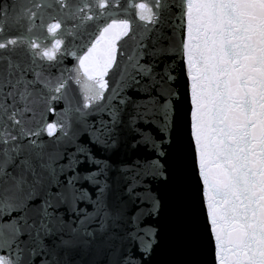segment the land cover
Wrapping results in <instances>:
<instances>
[{"label":"snow or ice","instance_id":"obj_1","mask_svg":"<svg viewBox=\"0 0 264 264\" xmlns=\"http://www.w3.org/2000/svg\"><path fill=\"white\" fill-rule=\"evenodd\" d=\"M177 74L185 82L183 138L210 264H264V0H12L0 6V217L8 216L0 220L6 253L0 264H134L122 251L125 237L107 227L123 218L115 191L96 178L107 163L97 160V170L82 176L77 156L91 162V153L79 147L62 163L65 155L49 150L42 136L58 129L68 137L72 119L88 130L90 112H107L110 120L93 142L113 148L120 114L130 108L125 127L133 146L164 156ZM129 91L147 98L137 101ZM59 101L64 109L47 122L45 114ZM146 174L164 171L154 161ZM81 180L94 186L95 200ZM85 200L93 212L79 207ZM92 223L99 228L90 229Z\"/></svg>","mask_w":264,"mask_h":264},{"label":"water","instance_id":"obj_2","mask_svg":"<svg viewBox=\"0 0 264 264\" xmlns=\"http://www.w3.org/2000/svg\"><path fill=\"white\" fill-rule=\"evenodd\" d=\"M121 2L123 3L124 0ZM11 3L12 0H0V6ZM164 31L170 34V29L165 28ZM161 43L165 41L161 40ZM130 45L132 42L129 40L125 45V51L129 53ZM69 61L71 57L66 58L64 64L70 68ZM163 66L161 61L154 67L156 71H161ZM173 87L178 93L173 97L175 119L171 146L164 145L161 149L166 153L164 156H159L155 150L144 146H133L134 134L128 132L125 127L130 108L120 114L122 123L117 127L122 129V132L118 144L113 148H103L93 142L96 133L103 132L102 122L110 120L107 112L95 110L90 112L84 118L86 124L90 126L88 130H85L82 123L72 119L68 137L61 136L58 129L53 137H48L46 133L42 136V139L48 143L49 150L58 149L65 155L62 163L67 162L68 153H76L79 147L83 146L86 152H90L91 162H87L84 156H77L80 163L76 167L82 176L97 170V160L107 163L104 174L96 178L103 180L115 191L123 213V218L117 221L115 226L109 221L107 227L110 231L125 237L122 251L134 264H210L209 247L200 222L195 179L187 156L186 141L183 138L186 96L184 78L179 74ZM127 95L137 101L147 98L146 94L137 91H129ZM52 107L53 111L45 114L47 122L56 119L54 113H60L64 109V103L53 102ZM108 126L111 127L110 124ZM154 161L162 168L164 176L155 177L146 174V172L150 173ZM7 171H12V168H8ZM116 181L118 184L115 183ZM78 184L83 186L90 200L96 199L95 188L91 183L81 180ZM130 186L131 191H129ZM108 199L111 202L114 197L109 194ZM153 200L158 204L155 210H153ZM79 207L88 213L94 211L89 200L81 202ZM12 215L15 216L16 213ZM133 217H135L134 223ZM7 219L8 216L0 217V220ZM89 228L98 229L99 224L92 223ZM125 230L135 232L137 239L127 237ZM140 237L148 245L147 252L142 251ZM25 238L21 237V239ZM117 243L120 245L121 242L117 241ZM0 254L6 253L0 250Z\"/></svg>","mask_w":264,"mask_h":264}]
</instances>
